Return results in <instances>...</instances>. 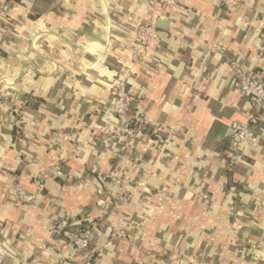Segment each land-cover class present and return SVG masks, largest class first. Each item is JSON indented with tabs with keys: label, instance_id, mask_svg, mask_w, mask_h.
Returning <instances> with one entry per match:
<instances>
[{
	"label": "crops",
	"instance_id": "obj_1",
	"mask_svg": "<svg viewBox=\"0 0 264 264\" xmlns=\"http://www.w3.org/2000/svg\"><path fill=\"white\" fill-rule=\"evenodd\" d=\"M228 59L264 81V0H0V264H264V107L230 165L253 110ZM122 71L145 125L112 142Z\"/></svg>",
	"mask_w": 264,
	"mask_h": 264
},
{
	"label": "built area",
	"instance_id": "obj_2",
	"mask_svg": "<svg viewBox=\"0 0 264 264\" xmlns=\"http://www.w3.org/2000/svg\"><path fill=\"white\" fill-rule=\"evenodd\" d=\"M177 0H148V8L154 12L156 6L160 5L165 8H174ZM155 36V27L152 24L140 25L137 29V38L140 42L141 48L131 55L132 64H138L149 50L153 38ZM229 69L234 74L236 79V86L241 95L246 98L253 112L248 116V122L238 123L231 133V149L233 155L230 158V165L236 163L234 153L243 146H257L259 138L252 129V126L257 123V114L264 107V81L258 77L251 76L246 73L234 61L227 60ZM127 71H122L117 74L112 84L113 101L111 110L117 120V125L107 135V140L118 142L120 140L134 139L140 128L145 125L141 118H133L130 114V96L127 88V81L125 76ZM0 84H3V81ZM15 195L19 202L29 205L36 200V195L29 194L24 191L19 184L15 185ZM70 229L69 222L65 219L59 221L55 227L54 232L66 234ZM70 233V232H69ZM90 234L87 232H80L73 235L72 245L78 255H88L90 250ZM96 260L88 259L84 264H93ZM58 264H77L73 261L62 260Z\"/></svg>",
	"mask_w": 264,
	"mask_h": 264
},
{
	"label": "trees",
	"instance_id": "obj_3",
	"mask_svg": "<svg viewBox=\"0 0 264 264\" xmlns=\"http://www.w3.org/2000/svg\"><path fill=\"white\" fill-rule=\"evenodd\" d=\"M13 3H19L21 0H9ZM73 228L76 227L80 232H84V227H85V221L81 220V219H76L74 221V225L72 226ZM90 252V250H89Z\"/></svg>",
	"mask_w": 264,
	"mask_h": 264
}]
</instances>
